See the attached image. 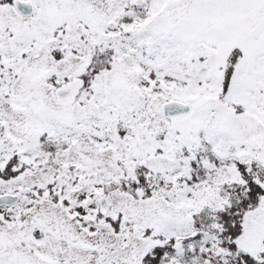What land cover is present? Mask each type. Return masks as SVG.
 <instances>
[{"label": "snow or ice", "instance_id": "obj_1", "mask_svg": "<svg viewBox=\"0 0 264 264\" xmlns=\"http://www.w3.org/2000/svg\"><path fill=\"white\" fill-rule=\"evenodd\" d=\"M0 264H264V0H0Z\"/></svg>", "mask_w": 264, "mask_h": 264}]
</instances>
